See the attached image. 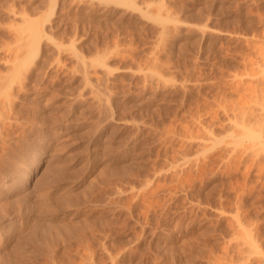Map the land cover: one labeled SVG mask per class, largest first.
I'll return each instance as SVG.
<instances>
[{
	"label": "rangeland",
	"instance_id": "rangeland-1",
	"mask_svg": "<svg viewBox=\"0 0 264 264\" xmlns=\"http://www.w3.org/2000/svg\"><path fill=\"white\" fill-rule=\"evenodd\" d=\"M263 48L264 0H0V264H264Z\"/></svg>",
	"mask_w": 264,
	"mask_h": 264
},
{
	"label": "bare ground",
	"instance_id": "bare-ground-1",
	"mask_svg": "<svg viewBox=\"0 0 264 264\" xmlns=\"http://www.w3.org/2000/svg\"><path fill=\"white\" fill-rule=\"evenodd\" d=\"M37 34H38V31L36 30L35 31ZM260 55H262V56H260L259 58L261 59L260 61H261V65H263L264 66V48H263V53L261 52V54ZM80 58V57H79ZM258 58V59H259ZM259 61V62H260ZM260 65V64H259ZM260 65V66H261ZM261 68H263V67H261ZM263 70V69H262ZM262 70H260V71H262ZM264 71H262V73H263ZM15 73V72H14ZM261 73V74H262ZM16 75V74H15ZM14 75V76H15ZM18 75V74H17ZM13 76V77H14ZM264 76V75H263ZM258 78H260V76L258 77ZM262 79H264V78H262ZM257 83H261V81H257ZM258 85V84H257ZM260 85V84H259ZM256 89H259V97L260 98H262L263 99V101L261 102V105L259 106V108L257 107V111H253V110H249V111H247L246 109H245V111L243 110L242 112L244 113V117L243 118H245L246 116H247V118L249 119V121L250 120H252L253 118V120H255L254 122V124H256L257 125V130H256V132L255 131H250V137H252V138H254V139H256L255 140V142L254 143H258V144H264V82H262V84L258 87H255ZM258 91V90H257ZM261 94V95H260ZM253 107V106H252ZM242 108V107H241ZM256 109V108H255ZM255 112H257V113H255ZM246 114V115H245ZM242 116H243V114H242ZM241 119L242 121H244V119ZM240 120V124H241V127L242 126H244V127H242V129L243 128H245V127H247L246 129L248 130L249 128H248V123H247V125H243L244 123H246V121H248L247 119L244 121V123L242 122ZM254 130V129H253ZM243 131H245V130H243ZM249 131V130H248ZM243 133V132H242ZM245 133V132H244ZM248 134V133H247ZM246 133H245V135H247ZM244 135V134H243ZM242 135V136H243ZM245 135H244V137H245ZM240 136V135H239ZM243 137V138H244ZM247 137L249 138V135H247ZM238 138H242V137H238ZM251 140V139H250ZM254 141V140H253ZM251 145V147H249V145H248V147H249V149L250 148H252L253 146H252V144H250ZM248 149V148H247ZM246 151V150H245ZM252 155V154H251ZM22 158V157H21ZM23 159V158H22ZM19 162V161H18ZM17 164V163H16ZM17 166V165H16ZM17 169V168H16ZM20 170V169H19ZM18 172V171H17ZM29 173H30V171L28 172V170L27 169H22L21 171H20V177L22 178H24L25 176H29ZM19 177V178H20Z\"/></svg>",
	"mask_w": 264,
	"mask_h": 264
}]
</instances>
